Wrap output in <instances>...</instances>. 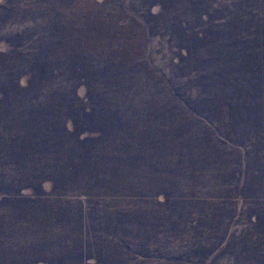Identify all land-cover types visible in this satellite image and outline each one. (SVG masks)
Returning <instances> with one entry per match:
<instances>
[{"label": "trees", "instance_id": "16d2710c", "mask_svg": "<svg viewBox=\"0 0 264 264\" xmlns=\"http://www.w3.org/2000/svg\"><path fill=\"white\" fill-rule=\"evenodd\" d=\"M115 2L117 9L126 7L123 4L127 2L133 14L130 21L139 27L142 20L157 43L171 54L167 71L153 69L146 61L135 60L125 65L129 62L119 58L87 60L83 58L84 50L77 55L62 54V58L58 52L67 41L68 27L61 9L69 7L74 0H19L11 10L12 14L22 12L24 30L6 40L10 44L7 51H0V74L8 66L9 71H14L9 74L10 86L0 83V104L17 101L22 93L27 98L26 104L43 106L46 91L55 94L58 91L59 99H48V105L66 109L62 115L56 108L48 116L43 111L46 117L39 121L25 111L0 109V193L4 196L9 192L5 190H10L1 183V179L10 178L6 176L8 164H13V173L17 171L24 176L25 185L13 192L20 197L26 188L36 191L45 182H61L54 172L57 157L66 161L62 171L66 169L71 175L88 165L93 169L99 164L104 166L110 152L116 153L111 155L119 161L123 150L143 137L125 130L129 121L120 110L108 113L106 107L130 106L139 100L151 106L154 100H165L163 103L171 109L169 115H174L173 120L182 125L189 122L191 128L204 132V144L208 148L201 150L189 134L185 135L187 146L180 147L179 137L183 132L177 128L174 140L180 147L179 159L176 161L174 157L175 150L160 153L196 177L199 187H203L199 179L202 173H214L222 178L220 188H215L224 192V207L231 211L233 208L237 214V207L243 204L256 218V221L251 219L253 229L248 231L252 230L249 237L255 238L250 242L258 246L253 248L255 259L261 261L253 264H264V0ZM7 9L0 6L3 15ZM59 80L64 81L57 83ZM78 86L86 88L85 98L78 96ZM66 87H72L68 96L62 92ZM162 116L158 117L164 120ZM5 157L12 159L7 163ZM97 176L87 173L77 186L89 187ZM125 216L122 214L105 224L106 235L116 237L118 230L124 234L129 222L122 218ZM62 222L70 224L72 236L55 232ZM84 223L82 219L77 227L68 220H43L40 227L45 241L40 261L15 264L137 262L99 258L93 263L87 261L95 260L91 252L100 255L97 248L103 246L89 241L90 232ZM228 224L223 220L219 223L223 227ZM119 237L121 242L125 238ZM59 248L66 254L73 253L77 261H63L64 254L57 253Z\"/></svg>", "mask_w": 264, "mask_h": 264}, {"label": "rangeland", "instance_id": "374dc122", "mask_svg": "<svg viewBox=\"0 0 264 264\" xmlns=\"http://www.w3.org/2000/svg\"><path fill=\"white\" fill-rule=\"evenodd\" d=\"M17 2L19 0H0V6L8 8L5 15L0 10V51H7L10 44L6 40L13 39L16 32L24 30L22 12H11ZM114 3L115 0H74L69 7L61 9L64 24L68 27L67 41L58 52L61 57L64 58L62 54L77 55L84 50L83 58L87 60H94L95 57L104 60L119 58L122 59L120 61L129 62L125 65L135 63V60L146 61L153 69L167 71L171 54L157 43L158 40L142 20L138 18L141 23L139 27L130 21L133 14L127 2L123 4L126 7L120 9L114 7ZM157 11L155 8L154 13ZM9 70L10 66L0 74V83L5 86L11 85L9 74L14 71ZM62 92L68 96L72 87H66ZM76 92L81 98L86 97L85 87L78 86ZM46 93V103L41 102L43 106L26 104L27 98L20 93L17 101L12 99L1 103L0 109H10L14 113L25 111L36 121L46 117L43 111H47L48 116L58 109L57 113L61 111L62 115L66 107L61 109L48 105V99L57 100L61 95H58V91L56 94ZM163 102L167 101L154 100L155 104L150 106L139 100L130 106L112 104L106 107L108 113L120 110L123 118L129 121L125 130L143 137L139 138V143L130 144L123 150L119 161L111 155L116 153L110 152L104 166L99 164L93 169L88 165L71 175L66 169L62 171L66 161L57 157L54 172L62 183L48 181L36 191L26 188L20 197L13 192L25 185L24 176L18 175L17 171V175L13 173V164H8L5 169L6 176L10 178L1 179L3 187L10 190H5L9 192L4 196L0 193V264L40 261V251L45 241L40 223L47 218L68 220L77 227L84 220L90 232L89 241L103 246L97 248L101 251L100 255L91 252L95 256V260H87L91 263L96 258L137 261L124 264H253V261H261L255 259L253 248L258 246L250 242L255 238H250L249 234L253 231H248L253 229L251 219L256 221V218L243 204L237 207V214L232 207V211L226 205L224 207V192L215 188H220L222 178L215 177L214 173L208 175L201 172L203 175L199 179L203 187H199L196 177H191L184 167L160 153L161 150H175L177 161L180 147L188 144L185 138L188 134L201 150L208 148L204 144V132L191 128L189 122L182 125L173 120L174 115H169L171 109ZM161 114L164 120L158 117ZM148 119L149 123L151 120L154 122L149 124ZM8 125L12 126L11 123ZM177 128L183 132V136L179 137V148L175 143ZM98 151L101 152V148ZM11 159L5 157L4 160L8 163ZM90 172L99 176L92 179L89 187L77 186L82 177ZM12 180L14 184H11ZM122 214L127 215L122 218L129 222L124 234L119 230L117 232V235L125 237L121 242L119 235L110 238L104 231L105 224L116 217L120 218ZM222 220L229 222L227 227L219 225ZM69 226V223L62 222L55 232H64L70 237L74 232L70 231ZM57 253L64 254L63 261H77L73 253L66 254L60 248Z\"/></svg>", "mask_w": 264, "mask_h": 264}]
</instances>
